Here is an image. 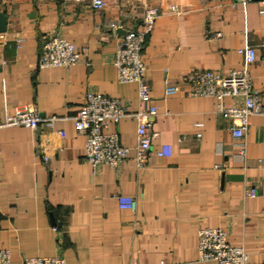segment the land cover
<instances>
[{
  "label": "crops",
  "instance_id": "crops-1",
  "mask_svg": "<svg viewBox=\"0 0 264 264\" xmlns=\"http://www.w3.org/2000/svg\"><path fill=\"white\" fill-rule=\"evenodd\" d=\"M146 7L160 14L143 50L148 105L159 112L151 119L158 134L152 149L169 146L171 155L153 153L138 167V123L128 116L109 128L129 149L126 160L93 170L74 118L90 92L138 111L137 84L119 82L114 61L123 35L141 27ZM260 10L261 0H121L101 10L87 0H0L8 15L0 35V117L31 109L54 120L36 130H0V250L11 252L12 264L30 257L64 264H217L199 258L202 228L225 230L251 264L264 263V114L249 119L243 158L217 99L191 96L184 80L191 72L246 67L264 101ZM110 23L120 27L112 30ZM55 36L75 43L77 64L41 67L44 45ZM248 46L257 60L247 65L238 50ZM167 81L182 90L167 96ZM249 187L255 197L246 195ZM120 196L135 199L136 210L122 209Z\"/></svg>",
  "mask_w": 264,
  "mask_h": 264
},
{
  "label": "built area",
  "instance_id": "built-area-1",
  "mask_svg": "<svg viewBox=\"0 0 264 264\" xmlns=\"http://www.w3.org/2000/svg\"><path fill=\"white\" fill-rule=\"evenodd\" d=\"M94 10H101L110 3L121 0H87ZM217 4L230 3L232 5H246L252 0H201ZM261 15H264V0H261ZM157 8L146 7L140 28L127 32L119 42L114 61L118 71V80L121 83H136L138 87L139 109L130 112L128 107L119 99L111 98L100 93L87 94L86 103L74 118L79 133L86 136L85 159L96 170L100 165L119 167L127 158L129 149L121 144L119 135L109 130L111 125L118 123L125 117L132 116L138 123L137 144L135 147V161L138 167L143 168L154 153L158 157H169L171 148L163 146L153 151L152 143L158 134L152 129L151 119L159 112L156 106L148 105L152 99V88L146 77V64L143 50L149 33L159 17ZM109 27L116 30L118 23H110ZM244 57L245 63L253 64L257 60L254 47H245L238 50ZM80 61L75 43L62 37H51L44 45L41 56V67H68ZM188 92L193 97H215L218 101L217 112L232 121V135L239 154L245 158L247 147L245 142L249 130V119L254 115L264 114V101L261 94L255 90L249 70H231L229 73L216 71L191 72L186 76ZM182 87L167 81L166 95H176ZM235 101L232 106L225 105V99ZM53 119H42L37 112L31 109L16 110L13 115L2 119L0 130L8 127L24 126L38 129L42 123L52 127ZM48 158L45 157V162ZM246 195L255 197L257 191L247 188ZM119 204L122 209L136 210V200L131 197L120 196ZM199 258L201 261H215L217 264H251L249 255L244 248L229 243L228 233L219 228H202L199 231ZM0 264H12L11 252L0 250ZM23 264H64L58 257H30L25 258ZM165 264V263H161ZM264 264V263H263Z\"/></svg>",
  "mask_w": 264,
  "mask_h": 264
},
{
  "label": "water",
  "instance_id": "water-1",
  "mask_svg": "<svg viewBox=\"0 0 264 264\" xmlns=\"http://www.w3.org/2000/svg\"><path fill=\"white\" fill-rule=\"evenodd\" d=\"M8 29V15L0 11V35L7 32Z\"/></svg>",
  "mask_w": 264,
  "mask_h": 264
}]
</instances>
